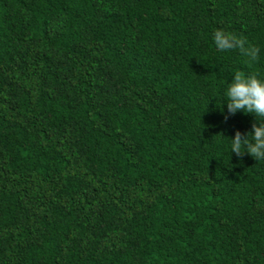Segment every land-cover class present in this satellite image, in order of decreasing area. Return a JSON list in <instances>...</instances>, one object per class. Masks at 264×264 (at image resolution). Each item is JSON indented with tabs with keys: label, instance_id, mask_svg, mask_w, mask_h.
I'll list each match as a JSON object with an SVG mask.
<instances>
[{
	"label": "trees",
	"instance_id": "1",
	"mask_svg": "<svg viewBox=\"0 0 264 264\" xmlns=\"http://www.w3.org/2000/svg\"><path fill=\"white\" fill-rule=\"evenodd\" d=\"M234 72L264 0H0V264H264Z\"/></svg>",
	"mask_w": 264,
	"mask_h": 264
},
{
	"label": "clouds",
	"instance_id": "2",
	"mask_svg": "<svg viewBox=\"0 0 264 264\" xmlns=\"http://www.w3.org/2000/svg\"><path fill=\"white\" fill-rule=\"evenodd\" d=\"M215 48L221 52L239 50L250 61L258 59L259 51L255 46H246V41L236 34L224 30H216L212 34ZM227 112L230 115L238 111L254 114L257 123H253L251 131L241 134L239 131L230 139V153L237 156L247 153L256 161H264V76L259 74H242L234 72L223 94Z\"/></svg>",
	"mask_w": 264,
	"mask_h": 264
}]
</instances>
